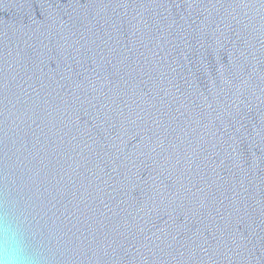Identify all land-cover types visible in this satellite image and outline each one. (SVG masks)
Listing matches in <instances>:
<instances>
[{"label": "water", "instance_id": "obj_1", "mask_svg": "<svg viewBox=\"0 0 264 264\" xmlns=\"http://www.w3.org/2000/svg\"><path fill=\"white\" fill-rule=\"evenodd\" d=\"M40 264H264V0H0V215Z\"/></svg>", "mask_w": 264, "mask_h": 264}, {"label": "clouds", "instance_id": "obj_2", "mask_svg": "<svg viewBox=\"0 0 264 264\" xmlns=\"http://www.w3.org/2000/svg\"><path fill=\"white\" fill-rule=\"evenodd\" d=\"M0 264H40L39 254L29 250L19 223L0 215Z\"/></svg>", "mask_w": 264, "mask_h": 264}]
</instances>
